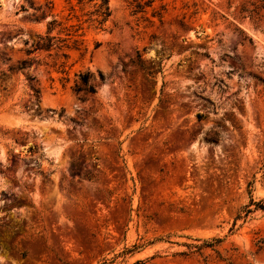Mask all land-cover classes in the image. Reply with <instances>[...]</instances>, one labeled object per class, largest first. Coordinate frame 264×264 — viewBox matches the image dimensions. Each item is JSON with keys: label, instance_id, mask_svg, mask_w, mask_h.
I'll list each match as a JSON object with an SVG mask.
<instances>
[{"label": "rangeland", "instance_id": "374dc122", "mask_svg": "<svg viewBox=\"0 0 264 264\" xmlns=\"http://www.w3.org/2000/svg\"><path fill=\"white\" fill-rule=\"evenodd\" d=\"M109 8L0 0V264H264V0Z\"/></svg>", "mask_w": 264, "mask_h": 264}, {"label": "trees", "instance_id": "16d2710c", "mask_svg": "<svg viewBox=\"0 0 264 264\" xmlns=\"http://www.w3.org/2000/svg\"><path fill=\"white\" fill-rule=\"evenodd\" d=\"M79 4H83V5H87L89 3H93L94 6V10L91 12V14L93 16H95L93 18V20L95 22H97V24L102 25L106 22V20L108 19V17L110 16V8H109V0H78ZM72 9H74V6H72ZM63 23L54 19L50 22V26L48 27V32L46 35H38V40L34 43V49L33 50H46L49 51L51 50L54 46L58 47L59 49L65 48V47H69L68 43L65 42L67 41V39H61L58 38L56 39V37L54 36H50V32L51 30L55 29L56 26H61ZM81 25H71V26H64L62 27L63 31H66L67 35H69L70 39H73L72 41L75 44H78L79 39L76 37L77 32L81 29ZM75 37V38H73ZM59 44H56L58 43ZM32 50V51H33ZM29 51V52H32ZM62 56L64 57H68V54L66 52L62 53ZM31 63V61L29 60H20L19 62V66L17 67L18 69H22L25 68L26 66H28ZM63 64H61V66H63ZM92 77V74L90 72H87L85 74H82L81 76V80L82 83H84L85 85H88L90 82V78ZM31 90L33 91V96H35L36 98H38L41 94V89L39 87H37L36 84H31L30 85ZM81 90V89H79ZM91 92H95V88L93 86H91L90 89Z\"/></svg>", "mask_w": 264, "mask_h": 264}]
</instances>
